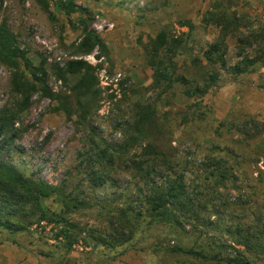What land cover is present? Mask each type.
Segmentation results:
<instances>
[{"label":"rangeland","instance_id":"1","mask_svg":"<svg viewBox=\"0 0 264 264\" xmlns=\"http://www.w3.org/2000/svg\"><path fill=\"white\" fill-rule=\"evenodd\" d=\"M47 1L48 8L37 0H0V22L4 21L13 33L30 65L43 66L47 86L54 94V98H48L36 92L28 108L20 110L21 97L11 85L14 68L0 63V109L17 113L7 161L27 177L42 178L61 186L65 193L91 198L93 203L101 197L111 200L113 192L131 197L137 188L134 171L126 169L123 163L109 170L106 184L91 185L92 170L81 164L80 155L90 147L93 131L114 147L137 135L127 154L135 160H139L136 157L144 146L153 141L165 153L172 154L181 166L185 161L197 165L209 145L228 146L241 156L238 163L229 160L238 179L227 182L221 191L224 199L241 200L248 205L258 202L264 214V67L262 62H256L237 76L229 70L240 61L236 56L237 36L247 35L264 24V0H73V12L57 11L55 0ZM207 11H223L240 19L236 21V30L226 38L225 68L219 63L203 67L204 52L219 34L215 24L204 23ZM81 20L89 22L102 38L105 54L97 49L81 57L76 54V45L82 37ZM160 33L167 36L170 46L180 41V47L172 48L171 52L166 48L159 50V57L165 62L171 56V61L176 63L175 73L202 80L203 74L216 68L217 84L203 98H187L179 92V85L164 91L165 86L155 81L154 65L158 58L152 55V47ZM243 51L251 57L256 54L248 47ZM257 54L263 56L261 48ZM78 58L97 66L99 82V93L89 99L86 112H82L87 113L85 120L81 119L82 113L70 90L76 77L69 75L63 82L54 72L55 66L63 67L67 61ZM193 59H200L202 67H193ZM19 63V69L27 73L22 62ZM64 96L69 97L67 111L54 112L53 108ZM192 101L199 103L198 111H205L204 120H187ZM148 105L155 110L152 118L163 132L161 137L155 129L152 139L138 136L141 115ZM245 113L260 121L263 130L260 135L255 132L249 146L235 132L224 130L220 136L214 133L220 122L233 117L242 119ZM186 177L191 180L193 173L188 172ZM43 204L52 212L61 210L56 200L48 199ZM236 213L241 217L243 207ZM203 214L215 222L204 230L206 241L205 236L201 240L199 234L191 231L192 224H185V230L155 224L139 230L131 242L110 249L94 247V241L86 238L90 228L109 230L107 216L100 215L99 208L91 205L69 214L68 218L76 222L80 231L79 240L69 251L64 240L56 238L60 226L53 223L33 221L25 230L14 233L0 228V264H160L165 259L181 260L165 257L169 246L196 247L212 239L233 243L225 232L229 225L227 217L220 219L219 210L213 208Z\"/></svg>","mask_w":264,"mask_h":264},{"label":"trees","instance_id":"2","mask_svg":"<svg viewBox=\"0 0 264 264\" xmlns=\"http://www.w3.org/2000/svg\"><path fill=\"white\" fill-rule=\"evenodd\" d=\"M37 1L43 4L44 8H48L47 0ZM54 2V8L57 11L62 9L74 11L73 0H55ZM239 20V17H230L223 11L206 12L203 18L204 23L215 24L219 28V34L204 52L203 59L206 62L203 67L218 63L220 67H226L224 59L226 38L230 32L236 30L235 25L238 24L236 21ZM81 26L82 37L76 45V54L79 57L89 55L95 49L105 54L107 52L105 44L99 34L91 28L90 23L81 20ZM237 41L236 56L240 58V61L229 68L233 75L247 72L256 62H262L264 67V24L249 31L247 35L240 33ZM179 47L180 41L170 46L166 35L163 33L158 35L152 47V55L158 58L154 65L155 81L165 86L164 91L173 90L179 85V92L182 95L191 99H201L210 88L216 86L218 72L216 68L207 71L205 75H202V80L175 73L176 63L171 61V56L165 62L159 57V50L166 48L168 52H171L172 48ZM244 47H248L256 54L253 57L248 53L244 54ZM259 48L263 56L257 54ZM19 62H22L27 73L19 69ZM0 63L14 68L11 85L13 91L21 97L20 110L28 108L30 99L36 92H41L45 97L54 98V94L47 86L43 66L30 65L27 56L18 46L15 36L4 21L0 22ZM192 63L193 67H202L200 59H193ZM54 72L63 82L69 75L76 77L70 90L75 96V103L80 112H86L89 99L99 93L97 66L78 58L67 61L63 67L55 66ZM62 99L58 106L53 108L54 112L67 111L69 97L64 96ZM198 105L196 101H192V105H189L191 107V115L187 119L189 122L204 120L205 111L203 109L198 111ZM154 111L150 105L143 111L138 136L143 135V138L152 139L154 129L159 137L163 135V132L156 127L159 124L152 118ZM86 114H80L82 120L86 119ZM16 116L17 113L13 110L0 109V228L14 233L25 230L33 221L53 223L60 226L56 238H62L64 247L69 251L74 242L79 240L80 234L76 222L68 218L69 214L92 205L99 208L100 215L107 216L109 230L90 228L88 232L86 231V238L94 241V247L105 246L114 249L131 242L139 230L149 229L155 224H164L175 230L178 227L185 230V224H192L191 231L199 234L198 237L203 240L204 230L214 226L215 223L206 218L203 213L213 208L219 210L220 219L227 217L229 220L225 232L230 239H233V243H220L212 239V242L198 243L196 247L169 246L165 249V257H179L181 260L177 258L176 262H171L165 259L160 264H257L259 260L264 261L262 206L258 202H253L251 205L241 200L228 202L221 193L228 181L238 179L234 164L238 163L237 158L241 155L230 147L209 145V150L197 165L191 161H185L181 166L172 154L165 153L160 144H155L153 141L144 146L139 156H135L139 160H135L128 157V152L134 145L137 135L114 147L93 131L90 147L80 155L82 157L80 162H83L81 164L87 165L92 170L89 177L91 185L97 187L106 184L109 170L124 164L126 169L134 171L137 188L136 194L132 193L131 197H126L123 192H113L111 200L101 197L91 203V198L84 199L79 193H65L61 186L50 184L42 178L33 179L25 176L15 164L6 160L8 146L12 140L10 133L13 132ZM213 130L217 136H220L224 130L235 132L244 140L245 146H249L256 137V131L259 135L263 132L260 121L248 113H245L242 119L233 117L231 120L220 122ZM222 152L226 155H222ZM230 159L234 161V164L229 162ZM188 172L193 173L191 180L186 177ZM250 195L252 196L253 192ZM48 199L56 200L61 210L59 212L48 210L43 204ZM239 207H243L241 216L243 220L240 214L236 213ZM221 223L224 224V222ZM218 225L219 223L216 224ZM206 239L205 236L204 241Z\"/></svg>","mask_w":264,"mask_h":264}]
</instances>
